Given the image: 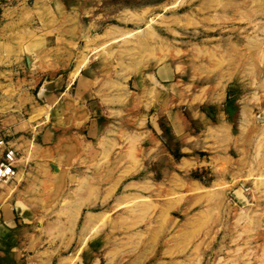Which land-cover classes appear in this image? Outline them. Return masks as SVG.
<instances>
[{
	"label": "rangeland",
	"instance_id": "1",
	"mask_svg": "<svg viewBox=\"0 0 264 264\" xmlns=\"http://www.w3.org/2000/svg\"><path fill=\"white\" fill-rule=\"evenodd\" d=\"M0 130V264H264V0H0Z\"/></svg>",
	"mask_w": 264,
	"mask_h": 264
},
{
	"label": "built area",
	"instance_id": "2",
	"mask_svg": "<svg viewBox=\"0 0 264 264\" xmlns=\"http://www.w3.org/2000/svg\"><path fill=\"white\" fill-rule=\"evenodd\" d=\"M19 152L3 131L0 130V186L13 182L19 173Z\"/></svg>",
	"mask_w": 264,
	"mask_h": 264
},
{
	"label": "crops",
	"instance_id": "3",
	"mask_svg": "<svg viewBox=\"0 0 264 264\" xmlns=\"http://www.w3.org/2000/svg\"><path fill=\"white\" fill-rule=\"evenodd\" d=\"M42 86H44V84H42ZM16 148V147H15ZM17 149V148H16ZM1 220L2 222H4L6 225L8 226H13V225H16L15 223V218L12 217L10 214H4V215H1ZM0 220V234H2L3 236H8L10 234V230L7 226H5V224H3ZM3 254V253H2ZM3 259L5 260V257H3ZM2 263H4V261L2 260Z\"/></svg>",
	"mask_w": 264,
	"mask_h": 264
},
{
	"label": "bare ground",
	"instance_id": "4",
	"mask_svg": "<svg viewBox=\"0 0 264 264\" xmlns=\"http://www.w3.org/2000/svg\"><path fill=\"white\" fill-rule=\"evenodd\" d=\"M5 184H8V183H5Z\"/></svg>",
	"mask_w": 264,
	"mask_h": 264
}]
</instances>
